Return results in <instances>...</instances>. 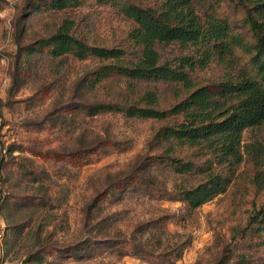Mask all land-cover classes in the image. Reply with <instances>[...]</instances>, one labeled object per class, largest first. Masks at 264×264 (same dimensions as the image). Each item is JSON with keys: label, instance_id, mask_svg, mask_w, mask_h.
Wrapping results in <instances>:
<instances>
[{"label": "rangeland", "instance_id": "374dc122", "mask_svg": "<svg viewBox=\"0 0 264 264\" xmlns=\"http://www.w3.org/2000/svg\"><path fill=\"white\" fill-rule=\"evenodd\" d=\"M161 1L83 0L56 10L49 0H0V264H264V233L251 222L264 206V121L242 132V159L231 165L219 163L207 148L153 140L181 116L89 113L102 103L148 106L149 93L156 108L167 109L194 88L220 90L242 70L261 83L243 3L193 0L201 22L228 24L226 50L219 43L208 49L201 43L154 44L161 64L176 67L182 57L194 62L193 70L185 68L189 89L118 73L98 78L112 61L53 57L48 47L37 49L69 19L74 37L120 48L121 62H136L141 48L131 34L137 25L122 4L156 7ZM206 50L211 55L201 62ZM105 142L108 151L100 155ZM88 157L92 162L85 164ZM171 158L191 161L195 170L178 173ZM210 170L230 182L189 208L178 193Z\"/></svg>", "mask_w": 264, "mask_h": 264}, {"label": "trees", "instance_id": "16d2710c", "mask_svg": "<svg viewBox=\"0 0 264 264\" xmlns=\"http://www.w3.org/2000/svg\"><path fill=\"white\" fill-rule=\"evenodd\" d=\"M82 1L49 0L47 5L52 9L63 10L81 5ZM239 2L246 6L247 21L255 39L253 46L255 52L251 62L253 68L261 74V83L242 70L236 81L226 82L220 90L209 92L204 86L194 88L187 97L167 109L156 108L157 98L155 94L149 93L146 96L148 106L119 107L116 104L102 103L92 107L89 113L122 111L128 117L155 120L181 116L183 120L180 123L161 127L153 140L156 143L170 142L180 146L207 148L216 154L219 163L228 162L231 165L239 163L242 159L239 151L242 132L264 121V0ZM122 11L137 25L131 34L134 42L141 48L136 62H121L124 51L120 48L89 46L74 37L70 33L73 21L69 19L62 22L54 35L41 41L37 49L48 47L53 57L71 53L78 59L95 56L112 61V65H105L101 69L98 78L118 73L134 81L178 82L189 89L193 83L185 68L193 70L194 62L188 57H182L176 67L168 63L161 64L154 44L201 43L208 49L211 43H219L222 50L229 48V42L226 41L230 36L228 24L218 20L201 22L193 7V0H162L156 7H140L124 2ZM232 39L234 41L237 38ZM206 51L205 58L199 61L203 62L210 57L211 53L209 50ZM229 98L234 103L227 105ZM106 146L107 142L102 145L100 155L107 153ZM91 162L90 157L85 160V164ZM3 163L4 159L1 157L0 170ZM170 164L182 174L195 170V165L191 161L182 162L177 158H171ZM229 182L228 177L210 170L202 182L180 190L179 199L189 208H197L222 193ZM251 222L258 224V229L264 233V206L254 212Z\"/></svg>", "mask_w": 264, "mask_h": 264}]
</instances>
